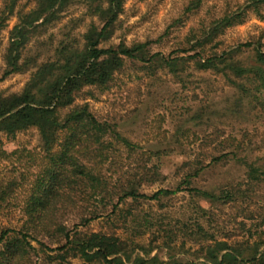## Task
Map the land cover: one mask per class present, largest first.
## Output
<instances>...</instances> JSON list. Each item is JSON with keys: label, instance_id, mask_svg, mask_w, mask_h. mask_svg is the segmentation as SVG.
<instances>
[{"label": "trees", "instance_id": "trees-1", "mask_svg": "<svg viewBox=\"0 0 264 264\" xmlns=\"http://www.w3.org/2000/svg\"><path fill=\"white\" fill-rule=\"evenodd\" d=\"M126 1L36 0V5L27 11L19 8L21 0L0 2V38L11 17L15 13L19 17L3 55L5 67L0 73V83L13 75L30 73L21 92H0V134L5 135L8 142H15L20 133L36 130L41 140L40 146L35 148H28L21 142H17L16 149L11 152L0 148V161L11 160L15 170L21 169L16 180L0 185V207L15 205L20 208L22 222L19 228L1 230L0 264H38L32 260L33 252H37L33 242L57 252V255H49V259L58 264H68L69 259L76 258L102 264H128L134 261L135 255V247L128 240L117 233L89 232L81 228H89L95 221L117 215L127 201H157L188 191L210 204L227 205L245 196L239 188L224 191L221 196L192 188V180L200 176L205 166L186 175L174 190L161 189L153 195L146 194V188L167 180L160 164L155 162V152L144 150L124 136L116 124L100 120L91 110L87 100L110 90L128 64L142 65L143 69L155 74V68H169L174 72L186 60L180 56L152 53V46L165 36L157 41L128 44L122 40L119 44L104 46L120 24ZM206 1L190 0L184 15L195 14ZM72 4L85 6L84 15L91 19L82 38L73 33L81 20L72 18L60 28L61 38L57 41L55 34L43 39V34L68 14ZM263 10L264 0H245L236 11L214 19L204 29L191 31L186 48L181 50L195 52L190 59L201 70H215L249 84L247 88L246 84L232 80L244 96L254 99L261 108H264V30L259 41L241 45L233 51H207V45H212L228 29L245 23L250 12L264 19ZM33 42L38 48L35 52L33 46L30 47ZM244 47L255 48L256 61L251 66L245 67L235 59V54ZM79 98L86 102H79ZM240 150L242 148L237 147L214 157L212 163L230 156L238 158ZM189 165L191 162H185L181 167ZM247 165L248 181L253 186L264 185V166L254 162H247ZM20 188L23 190L18 197L19 203L13 204ZM68 215L76 219L72 228L66 220ZM130 218L133 223H139L137 215L128 210L123 216L124 223ZM255 219V216L244 218ZM145 221L149 228L154 227L152 221ZM242 225L247 227L245 222ZM180 232L197 243L208 236L201 224L194 230L190 228L188 233L187 228ZM168 235L170 248L180 234L170 230ZM255 236L253 245L248 241L247 245L241 244L240 249L235 250L238 254L230 252L233 248L227 242L214 240L213 244L201 245L199 256H205L206 264H264V256L242 254L245 248L264 246V230ZM41 239H47L55 248L48 247ZM146 263L144 258L134 262Z\"/></svg>", "mask_w": 264, "mask_h": 264}, {"label": "rangeland", "instance_id": "rangeland-1", "mask_svg": "<svg viewBox=\"0 0 264 264\" xmlns=\"http://www.w3.org/2000/svg\"><path fill=\"white\" fill-rule=\"evenodd\" d=\"M189 1L127 0L120 26L103 45L119 44L122 40L128 44L157 41L165 36L160 43L152 46V53H162L165 57L180 56L186 60L174 72L169 68H155L153 72L156 75L143 69L142 65L128 64L110 90L97 93L96 99H88L87 102L100 120L116 124L124 136L141 145L144 150L155 152V162L160 164L167 180L146 188V194L153 195L161 189L174 190L186 175L205 166L200 176L192 180V188L219 196L224 191L239 188L245 192V196L227 205L222 202L210 204L188 191L157 201H127L121 205L117 215L95 221L89 228H81L89 232L117 233L128 240L135 247L134 261L128 264H134L138 258H144L146 264H206L205 256H199L201 245L213 244L214 240L223 241L233 248L230 252L238 254L235 250H239L241 244L247 245L250 241L253 245L255 234L264 230V185L253 186L248 181L247 165V162H254L264 166V108L258 106L254 99L252 101L249 96H244L232 80L237 84H246L247 88L249 84L232 75L230 79L215 70H201L190 59L195 52L181 51L186 48V39L191 31L204 29L214 19L236 11L245 4V0H207L195 14L184 15V8ZM20 4L19 8L27 11L36 5V0H21ZM85 12V6L72 4L67 10L68 14L56 26L50 27L42 38L48 39L51 34H55L57 41L61 38L60 28L72 18L81 20L73 33L82 38L91 23ZM262 12L264 14V10ZM18 23L19 17L15 13L0 38V73L5 67L3 55L9 44L10 32ZM263 30L264 19L250 12L245 23L228 29L212 45H207V51H233L241 45L255 43L259 41ZM262 43L264 50V39ZM37 49L33 46V52ZM254 49L244 47L235 54V59L245 67L251 66L256 61ZM29 78L30 73L13 75L0 83V92L19 93ZM79 102L86 101L79 98ZM245 132H249L246 137ZM17 142L28 148L41 144L36 130L20 133L15 142H8V138L0 134V148L4 150L13 151ZM237 147L242 148L238 158L230 156L212 163L214 157ZM185 162H191L192 165L181 167ZM20 170H15L11 160L0 161V185L17 178ZM22 190H17L13 204L19 203L18 197ZM128 210L137 215L139 223H133L131 218L127 224L124 223L123 216ZM19 211L20 208L15 205L0 207V232L6 227L21 226ZM247 216H255L256 219L244 220ZM66 220L71 228L76 223L74 215H68ZM145 220L152 221L154 227L149 228ZM197 224H201L208 235L199 243L179 233L184 228H187L188 233ZM170 230L178 232L180 237L168 248ZM40 241L55 248L47 239ZM32 244L37 250L32 256L34 263L58 264L49 259V255H57V252H51L37 242ZM244 250L243 256H264V246ZM68 264L102 263L76 258L69 259Z\"/></svg>", "mask_w": 264, "mask_h": 264}]
</instances>
